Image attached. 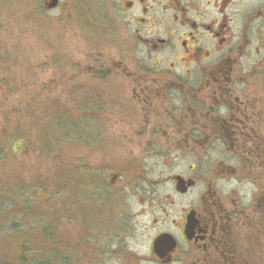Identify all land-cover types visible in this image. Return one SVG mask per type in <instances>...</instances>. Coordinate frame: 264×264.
I'll list each match as a JSON object with an SVG mask.
<instances>
[{
    "label": "flooded vegetation",
    "instance_id": "flooded-vegetation-1",
    "mask_svg": "<svg viewBox=\"0 0 264 264\" xmlns=\"http://www.w3.org/2000/svg\"><path fill=\"white\" fill-rule=\"evenodd\" d=\"M253 1L117 0L122 21L105 31L117 37L71 63L70 79L98 82L70 89L88 99L78 106L92 110L108 164L120 161L124 141L125 169L94 168L85 189L123 177L147 205L142 229L153 231L139 253L120 248L134 216L102 238L87 228L81 256L89 264H264V97L250 72L264 67V0ZM86 31L93 43L98 33ZM112 92L122 110L102 117Z\"/></svg>",
    "mask_w": 264,
    "mask_h": 264
},
{
    "label": "rangeland",
    "instance_id": "rangeland-1",
    "mask_svg": "<svg viewBox=\"0 0 264 264\" xmlns=\"http://www.w3.org/2000/svg\"><path fill=\"white\" fill-rule=\"evenodd\" d=\"M43 2L0 0V199L5 200L4 205H0V228H7L12 221L16 222L18 229L22 228L20 215L24 218L27 211L22 214L16 195L20 190L28 189L29 194L25 197L36 200L38 211L46 217L44 222L52 225L58 236L65 238V244L69 246L67 255L78 260L76 264L90 262L81 256L86 251L83 242L87 228L102 238L106 234H116L118 224L131 216L137 225L132 235L126 238L128 242L124 241L120 248L143 253L147 250L144 238L153 231L142 229V224L149 217L147 205L132 194L126 179L118 177L116 187L110 185L98 188V191L85 189L90 184L87 181L94 176L91 172L94 168L112 164L119 171L125 169L122 160L124 141L117 142L116 158L120 161L108 164L103 152L106 148L95 146L99 139L90 120L92 110L85 108L81 111L83 109L78 106L88 99L71 93L70 89L80 84L89 87L98 83L93 84L88 78L70 79L73 72L70 66L73 61L87 59L86 54H93L94 47L104 38L117 37L115 30L111 35L105 31H111V27H117L116 21H122L120 14L112 9L118 2L60 0L59 6L53 9H47ZM63 3L66 5H61ZM254 3L253 0H243L245 8L252 7ZM82 8L86 9L83 11ZM86 29L98 33L93 43L89 37L85 39ZM95 63L90 61V64ZM254 70L257 72L251 75L252 87L263 99L264 67H251L250 72ZM116 95L112 92L106 96H110L109 109L104 112L97 109L96 112H103L102 117L118 118L122 109ZM47 109L53 117L56 114L54 110H57L62 117L59 125L47 123ZM97 127L100 128L99 125ZM21 128L32 134L31 138L26 137L27 147L16 146L18 140L12 139L13 132L18 133ZM259 128L264 132V127ZM50 133L52 136L48 143L44 136L46 138ZM9 142V149L15 151L13 154L4 146ZM105 174L110 180L111 175ZM72 181L76 184H71ZM244 189L247 194L249 188ZM262 195L255 193V202L259 203ZM119 234L123 232L119 231ZM51 252V249L47 250L42 258L48 260L50 256L51 264H61V260L57 262L51 257ZM107 263L125 264L115 258L107 260Z\"/></svg>",
    "mask_w": 264,
    "mask_h": 264
},
{
    "label": "trees",
    "instance_id": "trees-1",
    "mask_svg": "<svg viewBox=\"0 0 264 264\" xmlns=\"http://www.w3.org/2000/svg\"><path fill=\"white\" fill-rule=\"evenodd\" d=\"M29 106H31V104H29ZM54 112L56 114L53 117L51 111L48 109L45 111L48 119L47 123H56V125H59L62 117L59 116L57 110H54ZM23 129L24 128L19 129L18 133L14 131L12 139H24L27 141L28 139L26 137L31 138L32 134L24 132ZM57 129L59 131L58 126ZM51 136L50 133L46 138L44 136V139L49 143V137ZM9 144L10 142L6 143L4 146L6 150H9V152L13 154L15 151L9 149ZM71 184H76V182L72 181ZM28 192V189L25 191L20 190L18 195H16V201L19 203V206L22 207L21 210H23L22 214L27 211L24 218L19 214L22 220L20 223L22 228L20 229L19 227L18 229L14 221L9 222L7 228H0V264H51L50 256L48 260L45 259L46 261L42 258V254H45L49 249H51V257L53 259L55 258V261L58 262L61 260V264H73L72 257L70 258L67 255V253H69V246L65 244V238L62 235L58 236L52 225L44 222L46 217L38 211L36 200L29 196L28 198L25 197V195L29 194ZM4 202L5 200L0 199V205H4ZM27 229L31 230V232L27 233ZM55 244H58L60 249L57 245L55 246ZM84 254L85 253H82V255ZM41 261H45L46 263H41Z\"/></svg>",
    "mask_w": 264,
    "mask_h": 264
},
{
    "label": "water",
    "instance_id": "water-1",
    "mask_svg": "<svg viewBox=\"0 0 264 264\" xmlns=\"http://www.w3.org/2000/svg\"><path fill=\"white\" fill-rule=\"evenodd\" d=\"M59 0H44V5L49 9V8H55L56 6H58ZM23 141H19L18 144H23Z\"/></svg>",
    "mask_w": 264,
    "mask_h": 264
}]
</instances>
